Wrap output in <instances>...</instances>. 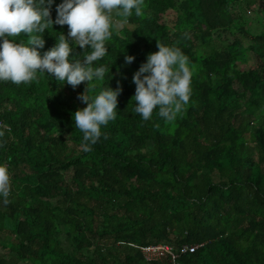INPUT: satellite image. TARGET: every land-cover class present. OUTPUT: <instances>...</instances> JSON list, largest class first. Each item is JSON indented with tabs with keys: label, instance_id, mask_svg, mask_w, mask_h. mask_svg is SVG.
Wrapping results in <instances>:
<instances>
[{
	"label": "trees",
	"instance_id": "trees-1",
	"mask_svg": "<svg viewBox=\"0 0 264 264\" xmlns=\"http://www.w3.org/2000/svg\"><path fill=\"white\" fill-rule=\"evenodd\" d=\"M253 9L261 32L248 25ZM126 23L93 62L109 71L88 94L122 91L89 152L73 119L86 82L74 89L47 73L0 82V164L11 176L0 264H264V0H144ZM60 32L67 25L45 30L41 55ZM157 40L180 48L193 73L173 122L158 109L148 121L133 112V76ZM71 46L70 59L91 51ZM251 53L263 64L247 69ZM162 244L178 257L149 260L144 248Z\"/></svg>",
	"mask_w": 264,
	"mask_h": 264
},
{
	"label": "clouds",
	"instance_id": "clouds-1",
	"mask_svg": "<svg viewBox=\"0 0 264 264\" xmlns=\"http://www.w3.org/2000/svg\"><path fill=\"white\" fill-rule=\"evenodd\" d=\"M54 0H0V82L15 85L36 80L37 73H47L56 81L76 88L86 82V89L78 98L87 106L74 113L75 128L83 133V151L92 150L101 136V126L116 118L118 95L116 90L104 88L98 94L89 95L95 88L94 80H103L109 69L93 67L108 52L106 42L113 30L120 27L135 11L143 14L144 0H63L57 8L56 19L51 18ZM116 18H121L117 20ZM67 25V36L60 32L57 43L43 55L38 51L45 41L43 33L53 25ZM21 34L27 42H16ZM12 38V39H10ZM72 42L81 49L90 46L91 51L83 61L70 59ZM158 51L148 54L133 76L135 101L133 112L144 121L152 118L158 109L159 117L173 122L186 111L192 89V70L188 57L180 48L166 46L157 40ZM135 58L125 56L131 64ZM0 132V136H3ZM11 176L7 165L0 164V197L9 203Z\"/></svg>",
	"mask_w": 264,
	"mask_h": 264
},
{
	"label": "rangeland",
	"instance_id": "rangeland-1",
	"mask_svg": "<svg viewBox=\"0 0 264 264\" xmlns=\"http://www.w3.org/2000/svg\"><path fill=\"white\" fill-rule=\"evenodd\" d=\"M248 14H249V17H250V20L248 21V25H249L250 29L253 32H261V31H263L262 23L257 19L258 18V15H257L256 9H253V11L249 10L248 11ZM169 16L170 17H173V16H175V14L174 13H171ZM121 27L122 26H120L119 28H121ZM262 64H263V61L257 55L251 53V55L249 57V61L245 65V67L247 69L257 68V67H259ZM62 241L65 244H67V239L65 237H62ZM0 252L1 253L3 252L2 254H7L8 253V251H6L5 248H3L1 246H0ZM22 264H26V262H23Z\"/></svg>",
	"mask_w": 264,
	"mask_h": 264
},
{
	"label": "built area",
	"instance_id": "built-area-1",
	"mask_svg": "<svg viewBox=\"0 0 264 264\" xmlns=\"http://www.w3.org/2000/svg\"><path fill=\"white\" fill-rule=\"evenodd\" d=\"M198 246H187L184 249V252L191 251L193 252L196 250ZM171 253L174 259L178 257L177 254H175L174 249L171 245H153V246H148L144 248V253L148 257L149 260L151 259H161L163 258L165 253Z\"/></svg>",
	"mask_w": 264,
	"mask_h": 264
}]
</instances>
